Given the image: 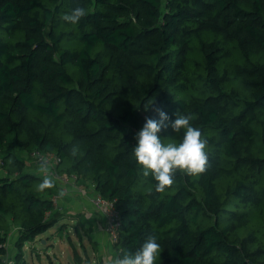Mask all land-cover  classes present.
I'll use <instances>...</instances> for the list:
<instances>
[{
  "label": "trees",
  "instance_id": "obj_1",
  "mask_svg": "<svg viewBox=\"0 0 264 264\" xmlns=\"http://www.w3.org/2000/svg\"><path fill=\"white\" fill-rule=\"evenodd\" d=\"M78 6L79 24L62 19ZM150 100L208 140L206 171H178L164 193L132 151L159 119ZM34 149L115 200L116 255L155 235L156 264H264V0H0V264L13 224L11 257L27 264L25 244L70 216L60 181L37 190Z\"/></svg>",
  "mask_w": 264,
  "mask_h": 264
},
{
  "label": "clouds",
  "instance_id": "obj_2",
  "mask_svg": "<svg viewBox=\"0 0 264 264\" xmlns=\"http://www.w3.org/2000/svg\"><path fill=\"white\" fill-rule=\"evenodd\" d=\"M88 15L87 9L76 7L70 13L64 14L62 19L71 24L79 22ZM152 109L159 117H146L143 127L136 134L137 144L133 148V155L138 165L142 167L145 177L151 176L157 182L156 193H164L171 188L175 181L174 176L179 171L189 176L199 175L206 171L209 161L207 154L208 140L202 135L198 127L191 124L192 116L177 112L174 121H170L168 115L160 108L154 107V100H150L145 106V111ZM170 121V122H169ZM171 127L179 133L184 130L182 141L179 144L167 143L158 136L162 130ZM79 146H73L72 156H77ZM40 170L44 174L42 182L37 185L40 192L55 187V179L48 174V161L41 158ZM152 190L149 189V195ZM65 195L63 190L58 192L59 197ZM161 252V245L155 235H149L141 247L134 253L123 251L109 264H156Z\"/></svg>",
  "mask_w": 264,
  "mask_h": 264
},
{
  "label": "rangeland",
  "instance_id": "obj_3",
  "mask_svg": "<svg viewBox=\"0 0 264 264\" xmlns=\"http://www.w3.org/2000/svg\"><path fill=\"white\" fill-rule=\"evenodd\" d=\"M25 158L28 161V169L40 174V166L31 162L28 154ZM80 183L81 181L79 180L78 185ZM57 197L59 201L60 197ZM64 211H67V209H64ZM79 218L65 217L47 231L39 234L34 240L27 242L24 248L25 263L80 264L75 259L76 249L82 256L83 262L88 258V261L86 260L82 264H95V259L98 258L95 257L98 250L96 251L95 243L89 238V234L82 223H80L81 218ZM90 257L92 260H90Z\"/></svg>",
  "mask_w": 264,
  "mask_h": 264
},
{
  "label": "crops",
  "instance_id": "obj_4",
  "mask_svg": "<svg viewBox=\"0 0 264 264\" xmlns=\"http://www.w3.org/2000/svg\"><path fill=\"white\" fill-rule=\"evenodd\" d=\"M81 183L77 187H74L68 182H60V189L64 191L65 195H68L59 198V205L63 207V210L67 209L70 218L75 219L80 217V223L84 227H91V240L95 243L96 251L98 250L95 256L98 257L95 259V264H109L110 260L117 255L105 230V213L94 207L92 198L95 197V190H93L91 182L81 181ZM18 230V226L13 224L8 233L7 248L11 256L16 253L15 241L18 237ZM86 260L88 261V258ZM90 260H92L91 257ZM85 261L82 263H85Z\"/></svg>",
  "mask_w": 264,
  "mask_h": 264
},
{
  "label": "built area",
  "instance_id": "obj_5",
  "mask_svg": "<svg viewBox=\"0 0 264 264\" xmlns=\"http://www.w3.org/2000/svg\"><path fill=\"white\" fill-rule=\"evenodd\" d=\"M30 161L35 165L40 166L41 158H44L48 161V174H50L55 180L60 182H68L74 187L78 186V175L77 174H66L60 173L58 167L61 165L62 157L53 151L45 152L38 149H34L29 154ZM42 175H44L41 172ZM93 190H95V197L92 198V202L96 209L105 213V230L108 233L109 240L114 244L118 239V229L121 223L120 212L115 206V200L106 199L100 192L96 191L95 183H90ZM55 203L59 205L58 197H53ZM4 264H14V259L7 252L4 258Z\"/></svg>",
  "mask_w": 264,
  "mask_h": 264
},
{
  "label": "water",
  "instance_id": "obj_6",
  "mask_svg": "<svg viewBox=\"0 0 264 264\" xmlns=\"http://www.w3.org/2000/svg\"><path fill=\"white\" fill-rule=\"evenodd\" d=\"M254 264H258V263H254Z\"/></svg>",
  "mask_w": 264,
  "mask_h": 264
}]
</instances>
